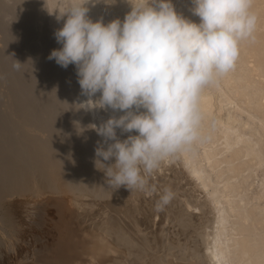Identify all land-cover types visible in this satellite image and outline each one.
<instances>
[{"label": "bare ground", "instance_id": "obj_1", "mask_svg": "<svg viewBox=\"0 0 264 264\" xmlns=\"http://www.w3.org/2000/svg\"><path fill=\"white\" fill-rule=\"evenodd\" d=\"M11 1L37 30L30 38L21 33L24 45L12 37L0 46V264H264V0H253L257 28L241 42L234 70L201 92L200 141L148 177L157 189L152 195L109 185L103 166L95 165L103 138L89 125L123 112L79 108L88 97L76 66L48 59L62 47L54 33L67 16H57L81 0ZM11 1H0L1 13ZM171 2L200 22L192 0ZM136 3L91 0L87 15L93 22L123 21ZM17 45L26 50L12 60ZM44 66L48 76L35 80ZM50 80L59 90L55 100L48 96L55 89L45 90ZM116 131L120 140L138 135ZM164 188L175 196L157 212Z\"/></svg>", "mask_w": 264, "mask_h": 264}, {"label": "clouds", "instance_id": "obj_2", "mask_svg": "<svg viewBox=\"0 0 264 264\" xmlns=\"http://www.w3.org/2000/svg\"><path fill=\"white\" fill-rule=\"evenodd\" d=\"M90 2L81 0L57 16H67L54 33L62 47L48 59L65 69L76 66L81 94L88 97L79 108L123 112L99 127L89 125L103 138L95 165L103 166L109 185L152 195L157 189L148 177L201 139L202 90L233 71L241 42L254 38L253 0H192L199 23L178 13L171 0H137L123 21L93 22ZM117 129L138 135L120 140ZM112 158L114 164L104 163ZM174 196L164 188L155 211H164Z\"/></svg>", "mask_w": 264, "mask_h": 264}, {"label": "rangeland", "instance_id": "obj_3", "mask_svg": "<svg viewBox=\"0 0 264 264\" xmlns=\"http://www.w3.org/2000/svg\"><path fill=\"white\" fill-rule=\"evenodd\" d=\"M0 1H1V0H0ZM3 1H7V0H3ZM10 1H11V0H10ZM12 2H13V1L8 2V3H9L8 5H9L10 7H8V5H7V6H5V8H4V9H5L4 11H7V10H6V7H8V8H7V9H8L7 12L9 13V11L11 10V11H10V13L12 12L11 14H8V16H7V12H3V11H2V13L0 12L1 15H2L3 13H6V14H3V15H4V18H3V16L0 15V22L3 21V23H0V25L2 24L0 27L3 26L1 32H3L4 30H6L7 27H8V29H11V28H12L10 32H11V34L13 35V31H12V30H15V29L19 28V29H17V30H19L18 33H19L20 36L18 35V33H17V34L15 33L16 30H15V32H14L15 34H14L13 36L10 35V34H9V30L7 29V31H5L6 33L4 32V33H2V34H7V33H8V34H9V37H8V34H7V36L5 37L6 39H3L2 43L0 44V46H3L6 42H7V45H9V44H11L10 42H12V41H13V44H14V42H17L16 40H18V42H20L21 40L25 41L23 38H25V39L27 40V39L30 38V37L33 35V33L36 32V30H37V28H36L35 26H34L35 28H33L32 24H31V26H28V25H30L29 22H28V20H29L28 18H25L27 22H26V21H23V20H25V19L22 18V17H24V16H23V10H22V12H21V8H20V10H19V7H18V6H15V3H12ZM12 4H14V5H12ZM11 5H12V6H11ZM11 7H12V8H11ZM16 7H17V9H16ZM10 8H11V9H10ZM9 9H10V10H9ZM15 9H16V10H15ZM12 10H13V11H12ZM14 10H15V11H14ZM17 10L19 11V13H18ZM16 11H17V12H16ZM15 12H16V13H15ZM13 13H14V14H13ZM19 14H20V15H19ZM12 15L14 16V18H15L16 16H17L19 19L21 18V20H22V21H20L21 25H20L19 23H18V25L16 24V23H17L16 21L19 22V19H17L15 22H13V20H15L17 17H16L15 19L12 20V17H13ZM6 16H7V17H6ZM11 21L13 22L14 25L12 24ZM27 23H28V24H27ZM10 24H12V26H14V27H12V26L9 27ZM25 24H26V25H25ZM16 25H17V28H16ZM19 25H20V26H19ZM21 26H23V28H26V30H29L28 28H30L31 30H34V31H31V32L29 31V32L26 34V33H24V32H27V31L24 30V29H21V28H20ZM27 26H28V28H27ZM31 27H32L33 29H32ZM4 28H6V29H4ZM0 30H1V28H0ZM22 30H23V32H22ZM1 32H0V33H1ZM21 33H23L24 35H27L26 37H28V38L24 37L23 34L21 35ZM29 33H31L32 35H31V34L29 35ZM16 35H17V36H16ZM10 36H11V37H10ZM29 36H30V37H29ZM12 37H13L14 39L16 38L15 41H14V39H13ZM17 37H20V38L17 39ZM10 38H12V41H11ZM19 39H20V41H19ZM5 40H6V41H5ZM8 40H9V41H8ZM23 41H21L22 43H19V44L24 45ZM36 42L40 43L38 40H37ZM3 43H4V44H3ZM35 44H36V43H35ZM5 45H6V44H5ZM22 45H19V46L17 45V46L19 47V48H17V51H18V52L16 51V52L18 53L17 55L15 54V52H14V54H11V55H13V57H14V55H15L16 59H17V56L19 57L20 54L24 55V53H25V52H23V50H24V49L26 50V48H24ZM38 45H39V47L41 46V44H36L37 47H38ZM23 48H24V49H23ZM19 49H20L21 51H20ZM22 49H23V50H22ZM25 50H24V51H25ZM19 52H22V53H19ZM30 54H31V52L28 54V56H29ZM11 55H10V59L14 60L15 57L13 58V57H11ZM20 56H21V55H20ZM31 57H33V55H31L30 58L27 57V58H28V61H27L26 63H27V64L29 63V66H32L31 62H33L34 59H35V57H33V58H32L33 61H32ZM16 59H15V60H16ZM29 61H30V62H29ZM46 62H47V61L45 60V62L43 63V65L46 64ZM44 67H45V68H44ZM44 67L42 68V69L44 70V72H42V71H41L42 69H40L38 72L36 71V72L33 73V74L35 75V76L33 75V76H34V77H33L34 79L36 78V75H37V78H39V79H42L43 76H44V77L48 76V75H44V74H45V73L47 74V72H48V74H49V70L46 68V66H44ZM45 69H46L47 71H45ZM36 73H37V74H36ZM39 74H40V75H39ZM41 74H42V75H41ZM38 76H39V77H38ZM35 80H38V79H35ZM53 82H54V80H50V81H48V84H47V85L50 86V87H48L49 89H47V85L45 84V85H46V86H45V90H46L47 92H48V90H49V91L52 90L51 88L55 89V90H52V91H53L52 94H53V93L55 94L54 96L48 94V96L51 97V98L56 97V96L58 95L57 93H59V90H58V89L56 88V86H55L56 83H55V82L53 83ZM51 83H52V84H51ZM51 85H53L55 88H54V87H51ZM56 89H57L58 92L56 91ZM55 91H56V92H55ZM50 93H51V91H50ZM51 98H49V102H53V101H51V100H53V99L55 100V98H53V99H51ZM78 99H80V98L78 97L77 100H76V99H75V100H76V101H79ZM196 195H198V194H196Z\"/></svg>", "mask_w": 264, "mask_h": 264}]
</instances>
